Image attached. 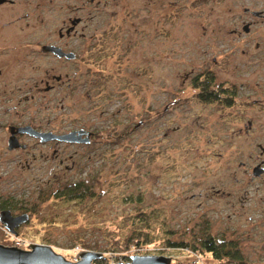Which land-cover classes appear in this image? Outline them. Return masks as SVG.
I'll return each instance as SVG.
<instances>
[{"label":"rangeland","instance_id":"obj_1","mask_svg":"<svg viewBox=\"0 0 264 264\" xmlns=\"http://www.w3.org/2000/svg\"><path fill=\"white\" fill-rule=\"evenodd\" d=\"M87 1L0 7V43L16 34L26 54L0 89V124L97 132L82 145L24 136L26 148L8 150L0 125V205L28 214L16 234L0 223V244H46L69 261L95 251L110 263L138 254L191 264L199 256L175 244L210 236L235 241L242 255L219 264H264V173L252 176L264 159V19L241 30L250 20L242 8L264 10V0H94L74 13L76 59L40 54L41 43L64 41L65 4ZM10 20L18 26H3ZM51 66L69 87L33 86ZM207 72L238 91L231 107L196 97L192 80ZM74 183L84 199L56 196Z\"/></svg>","mask_w":264,"mask_h":264},{"label":"flooded vegetation","instance_id":"obj_2","mask_svg":"<svg viewBox=\"0 0 264 264\" xmlns=\"http://www.w3.org/2000/svg\"><path fill=\"white\" fill-rule=\"evenodd\" d=\"M47 1L50 2L51 0H47ZM102 1L105 2L106 0H102ZM16 2H17V0H4V1H2L0 3V7L14 5ZM93 2H94V0H88L87 4L85 2V3H81L80 5H75L74 3L67 2L65 4V6H66V9L69 11V13L71 15H68L67 18L63 20L62 26L57 29V37L59 39H64V41L61 44L53 42V41H48L46 43H41L39 45L40 54L52 56L56 60L74 61L76 59V54L73 51L74 50L73 38L76 36L77 26L82 22V18L78 17V16H74V13L76 11L84 10L86 8V5L92 4ZM97 5H99V1L95 2V6H97ZM105 5L106 4L104 3V6ZM242 10H243L244 14L247 17L248 16L250 17V20L249 21H241V30H242V28H243V26L245 24H248V26H250L251 24L255 23L256 20L264 19V10H254V9H251L250 7H243ZM76 19H78V21H76ZM15 22H16V20H10L9 22H4L3 26L8 25V26H11L12 28L13 27H17L18 24H15ZM248 30H249V28H248ZM231 33L232 34H236L237 36H239L241 34V31L236 29V28H233L231 30ZM78 36L79 37H84V33H79ZM4 38H5L4 41H1V43H0V77H5L4 81L0 82V86H1L0 89H2V90H5L7 88V86H8L9 79L6 76H8V75H18V74L22 73V71H20V67H21L20 65H21L22 61L24 60V58L26 56L24 43L22 42L21 39H19V40L17 39V38H19L18 35H16V34L5 35ZM6 44H9V45H6ZM44 46L59 47L65 53L73 52L74 53V57L69 59V58H67L65 56H61V57L57 56L52 51L43 50ZM50 71H51V73H50ZM45 73L47 74V76L44 79L40 78L39 81L35 80L33 86H36V87H38L40 89V87L37 86V85H38V83H41L44 86L43 89L45 91L52 90V89H54L57 86H62V85H65L67 87L70 86V80H69L70 78L67 76L68 73L65 74V80H63L61 78L60 74H55L54 67H52V66L49 69H46ZM0 80H2V79L0 78ZM16 88L18 89V88H20V86L18 85ZM231 89H232V87H230V90ZM232 91H234V89ZM236 93H238L237 90H236ZM0 125L2 127H4L5 130H6L7 139L10 136L11 131H13L14 135L16 136V138H17V140H18V142L20 144H24V143H21L19 141L24 136L25 137H30V138H33V139H38V138L34 137L33 135L28 134V133H22L20 131H16L17 128L20 127V126L29 125V126H31L32 128H34V129H36L38 131H51L49 129L43 130L40 125L32 126L30 124H21V123H7V124H4V125H2V124H0ZM248 125L250 127V125H251L250 121H248ZM77 129H84V130L89 131L90 132V135H89L90 141L97 134L96 131L88 130V129L82 128V127L69 129L67 131H63V132H60V133L57 132L56 134H62V133H66V132H69L71 130H77ZM51 132H53V131H51ZM53 133H55V132H53ZM82 137H84V135H82L81 138ZM46 142H48V143L53 142V143H56V144H58V143H67V144H74V145H82V144H84V143H81V142H72V143L71 142L70 143L69 142H63V141H58L56 139L48 140ZM24 145L25 146L22 147V148L21 147H17L15 149L26 148V144H24ZM261 154L263 155L264 153H261ZM62 161L63 160L60 159L59 163H62ZM261 162H262V160H260L254 166H256V165L263 166ZM263 168H264V166H263ZM256 177H258V176H256ZM18 227H16L15 229H17Z\"/></svg>","mask_w":264,"mask_h":264},{"label":"water","instance_id":"obj_3","mask_svg":"<svg viewBox=\"0 0 264 264\" xmlns=\"http://www.w3.org/2000/svg\"><path fill=\"white\" fill-rule=\"evenodd\" d=\"M4 0H0V3ZM78 21V19H76ZM243 31H248V24L243 26ZM43 50L52 51L57 56H65L73 58V52H63L59 47L44 46ZM16 131L28 133L38 138L41 142L56 139L63 142H81L87 144L90 142V132L84 129L71 130L66 133L56 134L51 131H38L29 125L20 126ZM84 137L81 138V136ZM20 144L11 131L7 139L6 147L8 150L17 147H24ZM260 147L261 152H264V147ZM264 166V159L262 160ZM263 166L256 165L252 168V176H260L264 173ZM28 220L27 213L12 214L10 210L3 209L0 211V223L5 230L11 234H16L15 228L25 223ZM101 252L84 251L78 254V260L69 261L62 255L56 253L49 245L29 243L28 249H21L15 246H5L0 244V264H95L93 261L102 257ZM108 264H171V258L163 255H129L128 261H119Z\"/></svg>","mask_w":264,"mask_h":264},{"label":"trees","instance_id":"obj_4","mask_svg":"<svg viewBox=\"0 0 264 264\" xmlns=\"http://www.w3.org/2000/svg\"><path fill=\"white\" fill-rule=\"evenodd\" d=\"M192 87L197 90L196 97L201 102H205V103L216 102L225 107H231L234 104L235 98L237 96L236 89H234L233 87L230 90V87L223 88L222 86L215 85L213 76L208 72L195 76L192 80ZM233 89L234 91H232ZM80 186L81 184L74 183V185L68 186V188L65 191L60 192V194L56 196L65 197V199L67 200L84 199V195L87 189H84L86 187L81 188ZM14 207L15 206L11 204L8 205L2 204L0 205V211L3 209H8L12 213ZM24 212L22 211V213ZM140 239H141L140 235H137L136 237H129V239L126 240L127 241L126 245L128 246L138 245ZM111 245L120 247V244L117 241L112 242ZM175 246H177L180 249H186L190 251L191 254L199 256L198 257L199 259H203L204 257L209 256L213 263L207 262V264H219V262L223 259L235 261L239 263L242 262L241 261L242 255L239 251L237 243L232 240H228V241L216 240L213 237L208 236L199 241V247L191 246V248H189L186 244L183 243L175 244ZM110 251L114 252L116 250H110ZM121 257L124 258L123 261H128L129 256L121 254ZM95 262L107 263V264L110 263L109 257H107L106 254H103L102 257L97 259ZM171 264H184V263L179 261L175 263L173 262Z\"/></svg>","mask_w":264,"mask_h":264},{"label":"built area","instance_id":"obj_5","mask_svg":"<svg viewBox=\"0 0 264 264\" xmlns=\"http://www.w3.org/2000/svg\"><path fill=\"white\" fill-rule=\"evenodd\" d=\"M198 258V257H197ZM78 260V259H77ZM76 261V260H75ZM191 264H202L201 260L198 258V259H194L192 260Z\"/></svg>","mask_w":264,"mask_h":264}]
</instances>
